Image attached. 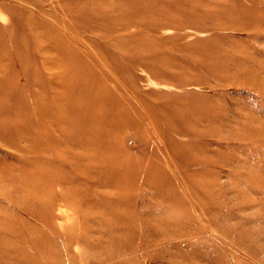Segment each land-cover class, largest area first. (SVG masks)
Here are the masks:
<instances>
[{
    "label": "rangeland",
    "instance_id": "rangeland-1",
    "mask_svg": "<svg viewBox=\"0 0 264 264\" xmlns=\"http://www.w3.org/2000/svg\"><path fill=\"white\" fill-rule=\"evenodd\" d=\"M263 147L264 0H0V264H264Z\"/></svg>",
    "mask_w": 264,
    "mask_h": 264
},
{
    "label": "bare ground",
    "instance_id": "bare-ground-1",
    "mask_svg": "<svg viewBox=\"0 0 264 264\" xmlns=\"http://www.w3.org/2000/svg\"><path fill=\"white\" fill-rule=\"evenodd\" d=\"M170 5H172L171 3H169ZM165 10V9H164ZM170 10V9H169ZM166 11V10H165ZM165 11H163L164 12V14H165ZM167 14L166 15H168V12H166ZM161 18H163V17H161ZM143 30V29H142ZM256 67V66H255ZM258 72V71H257ZM256 77H257V75H255ZM107 77V76H106ZM114 77V76H113ZM254 77V76H253ZM253 77L250 79V80H252L253 79ZM116 78V77H115ZM114 78V79H115ZM241 78V77H240ZM239 78V79H240ZM246 79V78H245ZM244 79V80H245ZM255 79V78H254ZM253 79V80H254ZM110 80V79H109ZM249 80V79H248ZM111 81H112V79H111ZM120 83L121 82H119V85H120ZM122 84V83H121ZM234 84V83H233ZM255 84V83H254ZM123 85V84H122ZM125 87H123V89H124ZM121 89V88H120ZM122 90V89H121ZM119 94V93H118ZM133 94V93H132ZM124 95V94H123ZM130 97H131V94L129 95ZM128 98L129 100H132L131 98ZM135 97V96H134ZM126 98V97H125ZM137 98V97H136ZM136 101V100H135ZM129 103V102H128ZM132 104H134V103H132ZM129 105V104H128ZM131 106V105H130ZM131 109V108H130ZM137 109V108H136ZM134 110V109H133ZM138 119H139V117H138ZM197 122H199V121H197ZM200 123V122H199ZM119 130V129H118ZM119 132H121V131H119ZM122 133H124V131L122 132ZM111 135H112V133H110ZM119 134V133H118ZM212 134V133H211ZM122 135V134H121ZM113 136V135H112ZM111 136V137H112ZM119 136V135H118ZM117 136V137H118ZM123 136V135H122ZM150 138H151V135L149 136ZM109 138V137H108ZM103 139H105L106 140V138H103ZM114 139H115V137H114ZM111 141H114V140H111ZM117 141V143L119 142V139L117 140H115V142ZM122 141V140H121ZM114 145V144H113ZM115 146V145H114ZM117 146V145H116ZM99 147H100V145H99ZM127 147V146H126ZM212 148V147H211ZM264 148V147H263ZM202 150H203V148H202ZM201 150V151H202ZM206 150V149H205ZM264 150V149H263ZM28 153H30V152H32L33 150H31V149H28V150H26ZM130 152H131V150H129ZM196 151H197V149H196ZM150 152V151H149ZM195 152V151H194ZM125 154V153H124ZM197 154V153H196ZM206 154V153H205ZM47 155V154H46ZM202 155V154H201ZM48 156V155H47ZM46 156V157H47ZM132 156V155H131ZM192 157H193V155H192ZM197 157H195V159H196ZM78 160V159H77ZM191 160H192V158H191ZM190 160V161H191ZM193 161V160H192ZM198 161H199V157H198ZM194 162V161H193ZM244 166V165H243ZM195 174V173H194ZM199 174V173H198ZM203 173H201V175H202ZM209 174V173H208ZM196 175V174H195ZM205 175H206V173H205ZM244 175V174H243ZM192 176V175H191ZM197 176H199V175H197ZM203 176V175H202ZM192 177H194V175L192 176ZM247 177V176H246ZM257 177V176H256ZM254 178V177H253ZM198 179H199V177H198ZM255 179V178H254ZM253 180V179H252ZM197 181H199V180H197ZM258 181V180H257ZM254 182V181H253ZM256 182V181H255ZM254 182V183H255ZM262 182V181H261ZM251 183V182H250ZM250 183H249V185H250ZM42 184H44V189H47V186H49V184H48V181H47V179L45 178V177H43L42 178ZM244 184V183H243ZM212 186V185H211ZM252 186V185H251ZM256 187V185H253V187ZM258 186V185H257ZM38 186L36 185L35 186V190H37L38 191V188H37ZM215 187V186H214ZM216 187H217V184H216ZM215 187V188H216ZM214 188V189H215ZM258 188V187H257ZM259 188H261V187H259ZM258 188V189H259ZM43 189V191L42 192H46V190H44ZM210 189V188H209ZM214 189H213V191H214ZM217 189V188H216ZM252 189V188H251ZM254 190H255V188H253ZM154 191V190H153ZM212 191V190H211ZM48 192V191H47ZM53 192V191H52ZM139 192V191H138ZM140 193V192H139ZM142 193V192H141ZM151 193V192H150ZM199 193V192H198ZM259 194V193H258ZM191 196V195H190ZM205 197V196H204ZM168 199H170L171 200V198H168ZM172 199H173V197H172ZM247 199H251V198H247ZM137 200V199H136ZM177 200V199H176ZM184 200V199H183ZM212 200V199H211ZM142 200H140V202H141ZM148 201V200H147ZM236 202V201H235ZM245 202V201H244ZM250 202V201H249ZM252 202H253V200H252ZM252 202H250V203H252ZM254 202H255V200H254ZM138 203V202H137ZM172 203V202H171ZM249 203V204H250ZM146 204V203H145ZM155 204V203H154ZM161 204V203H160ZM231 204V203H230ZM242 204V203H241ZM246 204V203H245ZM259 204V203H258ZM139 205H141V204H139ZM144 205V204H143ZM173 205V204H172ZM219 205V204H218ZM57 206H59V205H57ZM142 206V205H141ZM147 206V205H146ZM233 206V205H232ZM249 206V205H248ZM263 206V205H262ZM144 207V206H143ZM236 207V206H235ZM59 208V207H58ZM138 208V207H137ZM140 208V207H139ZM142 208V207H141ZM146 208V207H145ZM154 208H156V207H154ZM263 208V207H262ZM66 209V208H65ZM264 209V208H263ZM64 210V209H63ZM57 211H59V209H57ZM230 211V210H229ZM60 212V211H59ZM65 212V210L63 211V213ZM140 212V211H139ZM143 212V211H142ZM149 212V211H148ZM26 214V213H25ZM27 215V214H26ZM225 216V215H224ZM58 218V217H57ZM37 220V219H36ZM50 221V220H49ZM40 223H42V221L40 222ZM43 224V223H42ZM79 224H80V222H79ZM54 225H52V227H53ZM46 228V227H45ZM261 228V227H260ZM48 229V228H47ZM238 229V228H237ZM49 230V229H48ZM51 230V229H50ZM55 230V229H54ZM229 230V229H228ZM257 230H259V229H257ZM53 231V230H52ZM141 231V230H140ZM50 232V231H49ZM245 234V233H244ZM238 235V234H237ZM245 238V237H244ZM160 239V238H159ZM168 239V238H167ZM249 239V238H248ZM140 240V239H139ZM138 240V241H139ZM56 241H58V240H56ZM136 241V240H135ZM242 241V240H241ZM153 242V241H152ZM156 242V241H155ZM160 242H161V240H160ZM137 249V248H136ZM213 254V253H212ZM108 260V259H107Z\"/></svg>",
    "mask_w": 264,
    "mask_h": 264
}]
</instances>
